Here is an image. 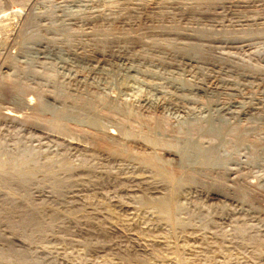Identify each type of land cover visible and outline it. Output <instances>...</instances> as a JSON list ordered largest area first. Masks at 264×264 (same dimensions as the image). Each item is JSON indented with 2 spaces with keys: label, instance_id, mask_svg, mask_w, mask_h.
<instances>
[{
  "label": "rangeland",
  "instance_id": "1",
  "mask_svg": "<svg viewBox=\"0 0 264 264\" xmlns=\"http://www.w3.org/2000/svg\"><path fill=\"white\" fill-rule=\"evenodd\" d=\"M57 1L0 0V94H6L0 95V197L12 198L20 207L28 198L44 203L47 230L46 236L33 237L30 226L19 223L16 215L11 227L0 217V238H13L17 248L47 259L38 264H109L110 250L87 247L75 237L78 234L69 235L97 223L99 240L109 239L107 228L134 248L141 244L135 249H147L152 264H264V158L253 154L255 142L264 146V119L258 117L264 115V0H205L196 7L191 6L193 0H168L164 9L158 8L159 0H99L100 9L105 5L102 12L116 20L112 26L78 19L69 24L66 35L47 32L64 46L87 53L178 64L214 86L202 90L191 88L196 80L191 75L183 76V88L153 74L115 79L109 85L84 77L87 65L75 69L57 61H26L18 51L30 30L28 20L33 11L48 12ZM41 32L46 34L42 28ZM15 91L31 97L32 106L42 101L56 106L63 97L67 106L81 104V94L90 92L98 111L110 118H97L98 125L109 128L121 120L122 126H113L115 135L125 139L117 143L106 138L100 126L91 124L93 113H88L91 122L77 120L61 116V111L54 115V106L48 105L38 115L20 107L21 116H4L3 109L19 108L7 95ZM106 98L124 105L129 115L114 113L103 103ZM239 101L245 106L241 108ZM219 106L223 110L218 111ZM207 107L215 108L212 114L224 135L212 136L218 148L208 158L203 176L182 173L174 167L175 160H166V149L178 148L171 138L178 132L204 126ZM190 109L200 111L201 117H187ZM250 114L257 116L252 119ZM157 125L164 132L154 129ZM199 137L203 143L208 140L207 135ZM229 168L244 175L243 184L226 179ZM179 174L183 175L177 178ZM127 202L134 207L128 213L123 207ZM153 206L161 207V219H149ZM158 236L166 246L156 248L152 238ZM0 264L26 263L9 256L0 257Z\"/></svg>",
  "mask_w": 264,
  "mask_h": 264
},
{
  "label": "bare ground",
  "instance_id": "2",
  "mask_svg": "<svg viewBox=\"0 0 264 264\" xmlns=\"http://www.w3.org/2000/svg\"><path fill=\"white\" fill-rule=\"evenodd\" d=\"M111 2H114L116 0H109ZM123 1V0H122ZM132 1V0H131ZM158 1V0H157ZM174 1V0H172ZM182 1V0H181ZM205 0H193V3L191 4V6H199L201 3H204ZM221 1V0H220ZM224 1V0H223ZM229 1V0H228ZM240 1V0H239ZM238 1V2H239ZM97 2H100L99 0H60L57 1L55 3H53L52 9L49 8L48 12H47V8L42 11V12H38V11H33L34 15L28 20L29 22H27V24L29 23V28L30 30L27 32V34L25 33L24 35V41L21 42V46L19 47V51L18 54L20 57H24L27 60L32 63L33 60H35L34 62L38 61V62H44V63H50L52 64V62H59V63H65L73 68L76 69V67L79 66H89V70L86 72V74H84V77H91L93 79V81H95L96 83H105V84H109L111 85V83H114L115 79L117 80H122L125 81L128 78H136L138 76L144 75V74H153V75H159L162 77H165V79L167 78V80H171L172 82L175 83V85L177 86H185V83H183V80H185V78L183 77L184 75H191L193 77H195V81H193L194 85L191 87L192 89H203V88H208L210 86V82L208 83L207 79L206 80H200L197 76H195L193 74V72L183 68L182 66L178 65V64H167L161 61H156V60H152V59H145V58H133V57H129V56H119L117 59H113V58H109L106 54L101 53V54H97L94 52H84V51H80L77 46H64L62 44V42L55 40L54 37L48 36L47 32L51 35H54L56 33H68L70 26L69 24H75V22L80 19V20H85L86 22L87 20H91L93 21L95 24L99 22L100 24L102 23H107L110 24L113 22H115L116 20L109 18L110 16H107V13H103L102 12V8H104V6L100 9L99 8V4H97ZM152 2V1H151ZM170 1L168 0H159V5L158 8L160 9H164V7L168 8V4ZM192 2V1H191ZM135 3V2H134ZM154 3V2H153ZM166 3V4H165ZM188 3H190L188 1ZM195 3V4H194ZM229 3V2H227ZM236 3V1L234 2ZM157 4V3H156ZM155 4V5H156ZM174 4V3H172ZM177 4V3H176ZM103 5V4H101ZM100 5V6H101ZM180 5V4H179ZM184 5V4H182ZM109 6V5H108ZM185 6V5H184ZM183 6V7H184ZM181 7V5L179 6ZM107 8V7H106ZM155 9V8H154ZM157 9V8H156ZM177 9V8H176ZM111 10V9H110ZM150 10V9H149ZM114 17V15H113ZM115 18V17H114ZM123 18V17H122ZM1 21V20H0ZM126 21V20H125ZM131 21V20H129ZM84 21V23H86ZM90 23V22H89ZM99 24V26H100ZM116 24V23H115ZM114 24V25H115ZM125 24V23H124ZM98 26V24H96ZM94 25V26H96ZM111 25V24H110ZM28 26V25H27ZM103 26V25H102ZM112 26V25H111ZM2 27V26H1ZM106 27V26H105ZM174 27V26H173ZM41 28L45 30L46 34L41 32ZM108 28H106L107 31ZM115 29V28H113ZM112 29V30H113ZM171 29V28H170ZM101 29H99L100 31ZM118 29H115V31ZM123 30V29H120ZM127 30V29H126ZM156 30V29H154ZM33 31V32H32ZM95 31V30H94ZM98 31V30H97ZM98 31V32H99ZM105 31V30H104ZM114 31V32H115ZM128 31V30H127ZM125 31V32H127ZM32 32V33H30ZM103 32V31H102ZM110 32V31H109ZM107 32V33H109ZM119 32V31H117ZM124 32V31H123ZM122 32V33H123ZM179 32V31H178ZM182 32V31H181ZM43 33V34H41ZM58 33V34H59ZM64 33V34H65ZM106 33V32H104ZM170 33V32H168ZM65 34V35H66ZM111 33H109V36ZM116 34V33H115ZM126 34V33H123ZM131 34V33H130ZM172 34V33H171ZM106 38H108V34H105ZM120 36V35H119ZM124 36V35H123ZM127 36H129V33L127 34ZM137 36V35H136ZM178 37V36H177ZM132 38V36H131ZM135 38V37H134ZM187 38V37H186ZM8 39V38H7ZM104 39V38H103ZM7 41V40H6ZM110 41V40H109ZM7 43V42H6ZM20 44V43H19ZM84 50V49H83ZM86 50V49H85ZM30 64V63H28ZM40 64V63H39ZM43 64V63H42ZM60 65V64H59ZM79 67V68H81ZM70 67H68L69 69ZM71 68V69H73ZM83 69V68H82ZM86 70V69H85ZM27 73V72H26ZM79 73V72H78ZM83 73V72H82ZM77 74V73H76ZM81 75V74H80ZM186 77V76H185ZM190 77V76H189ZM201 77V76H200ZM206 77V76H205ZM77 78V77H76ZM192 78V77H191ZM209 78V76H208ZM212 79V78H211ZM82 80V79H81ZM86 80V79H85ZM258 81V80H257ZM192 82V81H191ZM255 82V81H254ZM104 84V85H105ZM97 84H95L96 86ZM113 85V84H112ZM218 85V84H216ZM212 86V85H211ZM210 86V87H211ZM225 86V85H224ZM264 86V85H263ZM94 87V86H93ZM98 87V86H97ZM104 87V86H103ZM209 87V89H210ZM214 87V86H212ZM217 87V86H216ZM228 87V86H227ZM226 87V88H227ZM185 88V87H184ZM189 88V89H191ZM94 89V88H93ZM97 89V88H96ZM105 89V88H104ZM217 90V89H216ZM3 91V90H2ZM200 91V90H199ZM262 92V91H261ZM84 93V92H83ZM90 93V92H89ZM88 92L87 94H81V97L84 98L83 102L81 104H77L75 102H71L70 105L67 106V102L66 100L64 101V97L63 99L60 98V101L58 102V104L56 106L54 105H50L46 102H39L37 101L38 104H36L35 106H32V99L31 97L28 96H22L20 91H15V92H9L7 93V95L9 96L8 98H10L9 101H12V103L14 102V104L18 105L19 108H10L7 107L5 109L2 110V114L4 116L7 117H19L22 114V109H24V107L32 108L34 111L33 113H36V115L43 113V111L45 109H48V105L50 106H54V111L53 114L56 115L59 111H61V116H67V117H72L74 119L77 120H89V115L88 113H93L94 117H93V121L91 122V124L93 126H97L98 125V120L97 118H104V119H110L108 116L102 115L97 109L96 107L98 105H96L94 103V101L91 99L92 95H90ZM5 92H1L0 95H4ZM24 94V93H23ZM6 95V94H5ZM7 97V96H6ZM5 97V98H6ZM68 97H65V99H67ZM261 98V97H260ZM141 99V98H140ZM166 99V98H165ZM264 99V97H263ZM59 100V99H58ZM144 100V99H143ZM147 100V99H146ZM2 101V100H1ZM158 100H156L155 102H157ZM171 101V100H170ZM162 102V101H161ZM240 102V101H239ZM105 105H108L109 109L113 110L114 113H117V115H129L128 110H126V108L124 107V105L120 104L119 102L116 103L114 99H109L106 98L103 102ZM234 103V102H233ZM237 103V102H236ZM6 104V103H5ZM54 104V103H53ZM120 104V105H119ZM149 104V103H148ZM162 104V103H161ZM167 104V103H166ZM178 104V103H177ZM235 104V103H234ZM231 104V105H234ZM246 104V102H245ZM238 105L242 108L245 105L242 104V102H240V104L238 103ZM251 105V103H250ZM14 106V105H13ZM158 106V105H157ZM236 106V105H234ZM258 106V105H257ZM1 107V106H0ZM21 107V108H20ZM178 107V106H177ZM187 107V106H186ZM232 107V106H231ZM238 107V106H237ZM248 107V105H247ZM251 107V106H250ZM253 107V105H252ZM211 107H207V109H205L206 112V116L204 117V126H201V128L199 130H197L196 132H191L189 129L186 130V132L184 134H179V132L172 136V140H174L175 142L178 143V148H167L166 149V154L169 155L170 157L166 158V160L172 161L174 162V167H177L179 169H181V172H185V171H189L192 173H197L198 175L201 174L200 176H203L204 173H206L204 171V169L207 167L206 163L208 158L211 155H214V150H216L218 148L217 145H214L213 143V139L212 136H216V137H220L222 135H224V131L222 126L215 122V115L212 114V112L215 110V108H211ZM217 110L219 111V109L223 110V106H219L216 107ZM228 108V107H226ZM240 108V109H241ZM26 109V108H25ZM214 109V110H213ZM229 109V108H228ZM204 110V109H202ZM225 110V109H224ZM242 110V109H241ZM244 110V109H243ZM240 111V110H239ZM238 111V112H239ZM242 112V111H241ZM200 111H196L193 109L187 110V117L189 118H199L201 117ZM237 113V111H236ZM32 114V113H31ZM2 115V116H3ZM102 115V116H101ZM236 115V114H235ZM251 115V114H250ZM60 116V117H61ZM239 116V115H238ZM257 115L252 114L251 118L254 119ZM130 117V116H129ZM202 117V118H203ZM250 117V116H249ZM259 118L264 119V115L261 114V116H258ZM217 118H220L219 116ZM13 119V118H12ZM27 119V118H26ZM121 119V118H119ZM17 120V119H16ZM100 120V119H99ZM114 120V119H113ZM218 120V119H217ZM220 120V119H219ZM223 120V119H221ZM220 120V121H221ZM110 121V120H109ZM123 121V120H122ZM120 122V123H119ZM124 122V121H123ZM117 124V125H116ZM119 124V125H118ZM115 127L118 126H122L123 123L121 122V120L116 121L115 124H113ZM110 125L109 128H106L105 125H98L100 126L99 128L102 130V134L108 138L109 140H111L112 142H117V143H123V139H125L121 134L119 135H115V130H114V126ZM144 125V124H143ZM97 126V127H98ZM146 126V125H145ZM141 127L142 126H138ZM148 127V126H147ZM149 128V127H148ZM135 129V128H134ZM140 128H137V130ZM158 131H163L164 132V128H161L157 125L156 128H154ZM153 129V131H154ZM143 130V129H142ZM151 130V129H150ZM150 130H148L149 132H151ZM141 131V130H140ZM199 131V132H198ZM118 132V131H117ZM148 132V133H149ZM147 133V134H148ZM196 133L199 135H207L208 136V140L206 143H203L202 140L200 139L199 135L196 136ZM150 135V134H149ZM211 136V137H210ZM202 137V136H201ZM206 141V140H204ZM254 144V142H253ZM248 146L246 148L251 147L250 144H247ZM255 146V153H253L255 155V158L259 160V158L263 159L264 158V146H259L257 147V144L255 142V144L253 145ZM155 151V150H154ZM209 163V161H208ZM256 163V162H255ZM235 165V164H234ZM254 165V164H253ZM234 168V167H233ZM239 168V167H238ZM241 168V167H240ZM239 168V169H240ZM230 169V168H229ZM235 169V168H234ZM238 169V170H239ZM247 169V168H246ZM231 170V171H230ZM226 171V179L231 181L232 183L235 184H243L241 182H243V180H245V178L242 176V174H237L235 171L232 170V168ZM243 171V170H242ZM235 176H230V173L233 174ZM181 175L183 174H179L177 176V178L182 177ZM173 177H176L173 175ZM232 177V178H231ZM22 178V177H21ZM22 180V179H20ZM24 180V179H23ZM22 182V181H21ZM230 183V182H229ZM231 185V184H230ZM202 191V190H201ZM206 193V192H205ZM2 197V196H1ZM0 197V198H1ZM3 198V197H2ZM26 198V197H25ZM218 198V197H217ZM30 198L27 199V201H25L23 199V201L25 202L23 204V202H20V204L22 203L23 206H17V202L15 203L12 198H3L2 200V206L0 205V207H5L6 211H4L2 208H0V217L4 220V222H6V224H8L10 227L13 223L14 220H12V215H16V219L18 220L19 223H21L22 225H28L30 227H28L29 232L31 235H33V237H42L43 235L46 236V231L44 228V225L46 226V224H44L43 222V212L45 211V205L42 202H34L32 200L29 201ZM115 199V198H114ZM113 202V201H112ZM122 202V201H120ZM81 203V202H80ZM118 203V202H117ZM128 203V202H127ZM127 203L124 205L123 203V207L124 209L127 211V213L129 211H133V208L130 207L132 203H128L129 205H127ZM136 203V202H135ZM47 205V204H46ZM78 205V204H77ZM104 205V204H103ZM102 205V206H103ZM116 205V204H115ZM117 205H122V203L117 204ZM135 205V204H133ZM86 206V205H85ZM96 206H101V205H96ZM95 206V207H96ZM101 206V207H102ZM107 206V205H105ZM111 206V204H110ZM138 206V205H137ZM136 206V207H137ZM141 206V205H140ZM8 209H7V208ZM92 207V206H91ZM93 207V208H95ZM98 207L96 208L97 211ZM99 207V208H101ZM104 207V206H103ZM122 207V206H121ZM122 207V208H123ZM142 207V206H141ZM149 207V206H148ZM106 209V207H104ZM53 209V208H52ZM81 209V208H80ZM84 209V208H83ZM102 209V208H101ZM108 209V207H107ZM106 209V210H107ZM130 209V210H128ZM136 209V208H135ZM153 212L150 213V218L147 217L146 215H143L147 218H149L151 220V218L154 217V219H161V213H162V209L160 206H153ZM68 210V209H67ZM74 210V209H73ZM86 210V209H85ZM84 210V211H85ZM94 210V209H93ZM103 210V209H102ZM110 210V209H108ZM114 209H111V211ZM122 210V209H121ZM124 210V211H125ZM62 211V210H61ZM78 211V209H77ZM81 211V210H80ZM110 211V212H111ZM135 211V210H134ZM140 212V209L138 210ZM148 211V209H147ZM152 211V210H151ZM51 215H54L55 212L50 211ZM58 212V211H57ZM64 212V211H62ZM69 212V211H68ZM65 213L66 215H68L69 213ZM107 212V211H106ZM114 212V211H113ZM47 213V212H46ZM98 213H103L98 212ZM126 213V212H125ZM71 214V213H70ZM107 214V213H106ZM113 214V213H112ZM135 214V213H134ZM143 214V213H141ZM45 215V214H44ZM50 215V216H51ZM81 215V214H80ZM102 215V214H101ZM114 215V214H113ZM131 215V214H130ZM149 215V214H148ZM93 216V215H92ZM127 216V215H126ZM137 216V213L135 215V217ZM152 216V217H151ZM85 217V216H83ZM91 217V216H90ZM96 217V216H95ZM128 217V216H127ZM142 217V218H145ZM82 218V215H81ZM101 218V217H100ZM99 218V219H100ZM117 218V217H116ZM140 218V217H138ZM137 218V219H138ZM141 218V219H142ZM15 219V218H13ZM96 220V218H94ZM98 219V218H97ZM105 219V218H104ZM119 219V218H118ZM134 219V218H133ZM140 219V220H141ZM153 219V220H154ZM88 220V219H87ZM114 220V219H113ZM112 220V221H113ZM148 220V219H146ZM149 220V221H150ZM45 221V220H44ZM93 221V220H92ZM102 221V220H101ZM142 221V220H141ZM143 221H145V219H143ZM155 221V220H154ZM163 221V220H162ZM133 222V221H132ZM101 223V222H100ZM114 223V222H113ZM137 223V222H136ZM146 223V221H145ZM149 223V222H148ZM151 223V222H150ZM149 223V224H150ZM157 223V222H156ZM155 223V225H156ZM159 223V222H158ZM15 224V223H14ZM96 224L98 227H100L99 225L101 224ZM129 224V223H126ZM161 224V223H160ZM20 225V224H19ZM96 225L90 224L88 225L86 229H81L82 231H79V233H75V232H70L69 235H76L75 237H78V239L84 244L87 245V247H91V248H95V249H107L110 250V258L109 260V264H152V257H151V253L147 252L146 250H142L143 248H140V250L135 249L138 247V243L135 244L137 245V247L134 248V246H130L128 245V243L126 244L124 242V238L123 241L121 239H119L116 234H114L113 231L105 228V231L108 233V235L110 236L109 239H104V240H99L97 238V233H98V228ZM113 225V224H112ZM119 225V224H118ZM8 226V227H9ZM14 226V225H13ZM24 226V227H25ZM128 227V226H127ZM112 228V227H110ZM27 229V231H28ZM101 229V228H99ZM140 229V228H138ZM147 229V228H146ZM102 230V229H101ZM118 230V228H117ZM117 230L115 231L117 233ZM134 230V229H133ZM142 230V229H141ZM145 230V229H144ZM104 231V232H105ZM136 231V230H135ZM138 231V230H137ZM105 232V233H106ZM29 234V235H30ZM57 234V233H56ZM68 234V233H67ZM156 234V233H155ZM158 234V233H157ZM193 234V233H191ZM213 234V233H212ZM214 235V234H213ZM130 236V235H129ZM139 236V235H138ZM145 236V235H144ZM147 236V235H146ZM151 236V235H149ZM155 236V235H154ZM210 236V235H209ZM11 237V236H10ZM14 237V236H13ZM73 236H71L72 238ZM200 237V236H199ZM46 238V237H45ZM48 238V237H47ZM156 238V237H154ZM152 238V240H154V245L157 244L156 248L159 247L160 244L163 245V243L161 242V240L159 239V236L157 239ZM166 238V237H165ZM205 238V237H203ZM137 239V238H136ZM135 239V240H136ZM139 239V238H138ZM159 239V240H158ZM215 239V238H214ZM132 240V239H131ZM143 241H145V239H142ZM15 241V240H14ZM127 241V240H126ZM164 241V240H163ZM204 241V240H203ZM202 241V242H203ZM0 242L2 243L1 247H0V257H9L12 256V258L14 257L15 259L25 262L26 264H38V261H47L46 258L44 257H40V256H34L32 255L28 250L26 249H21V248H17L16 246H14L15 244L13 243V238L11 240V238L8 237H1L0 238ZM129 242V241H128ZM132 242V241H131ZM139 242H141V240H139ZM169 242V241H167ZM172 242V241H171ZM0 243V244H1ZM133 243V242H132ZM166 243V241H165ZM170 243V242H169ZM197 243V242H196ZM210 243V242H209ZM79 244V242H78ZM159 244V245H158ZM173 244H175L173 242ZM207 244V243H206ZM152 245V244H151ZM166 246V244H164ZM163 245V247H164ZM178 245V244H177ZM197 245V244H194ZM200 245V244H199ZM141 246V244L139 245V247ZM168 246V245H167ZM172 246V245H169ZM189 246V245H188ZM86 247V246H85ZM84 247V248H85ZM138 247V248H139ZM142 247V246H141ZM174 247V246H173ZM179 247V246H178ZM190 247V246H189ZM205 247V246H204ZM148 248V247H147ZM152 248V247H151ZM154 248V249H156ZM175 248V247H174ZM177 248V247H176ZM175 248V249H176ZM185 248V246H184ZM199 249L202 247H198ZM153 249V248H152ZM191 249V247H190ZM194 249V248H193ZM94 250V249H93ZM102 250V249H101ZM203 250V249H202ZM160 251V250H158ZM173 251V250H172ZM175 251H179V250H175ZM182 251V250H181ZM109 252V251H107ZM154 252V251H153ZM157 252V251H156ZM165 252V251H164ZM163 252V253H164ZM170 252V251H169ZM197 252V251H196ZM178 253V252H176ZM174 252V254H176ZM190 253V252H189ZM202 253V252H201ZM197 253H195L196 255ZM158 255V254H157ZM167 255V254H165ZM173 255V254H172ZM183 255V254H182ZM186 255V254H185ZM206 255V254H205ZM204 255V256H205ZM176 256V255H175ZM174 256V257H175ZM198 256V255H197ZM49 257V256H48ZM209 257V256H208ZM210 258V257H209ZM176 259V258H175ZM190 259V258H189ZM192 259V258H191ZM190 259V260H191ZM197 259V258H196ZM107 260V258H106ZM157 260V259H156ZM177 260V259H176ZM188 260V259H187ZM154 261V260H153ZM181 261V260H180ZM107 263V262H106ZM82 264V263H81ZM198 264V263H197Z\"/></svg>",
  "mask_w": 264,
  "mask_h": 264
}]
</instances>
